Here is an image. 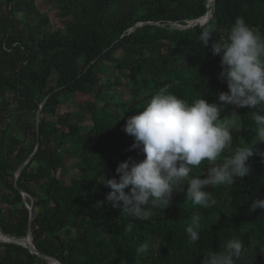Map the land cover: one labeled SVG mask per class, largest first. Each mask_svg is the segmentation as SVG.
I'll return each mask as SVG.
<instances>
[{
	"label": "trees",
	"instance_id": "16d2710c",
	"mask_svg": "<svg viewBox=\"0 0 264 264\" xmlns=\"http://www.w3.org/2000/svg\"><path fill=\"white\" fill-rule=\"evenodd\" d=\"M4 1L0 233L26 237L25 204L32 200L23 191L33 198L36 249L63 264H200L205 251L219 252L235 237L255 251L256 264H264V210L251 211L254 202L264 200V159L257 154L264 144L254 147L249 175L233 186L205 189L215 205L193 206L184 185L167 208L133 222L131 231L126 214L107 204L110 189L100 183L104 176L119 179V163L144 159L142 149L129 150L134 138L123 128L159 89L167 86L189 103L199 98L213 103L227 91L218 79L220 57L211 55L210 45L203 48L199 34L207 27L212 39L225 38L236 17H243L264 37V0H214L212 6L210 0H43L58 11V30L38 0ZM209 11L212 18L204 26L174 27L188 26ZM137 25L142 26L131 31ZM251 111L229 106L221 113L223 122L235 121L233 147L254 143ZM206 163L192 175H202ZM196 215L200 239L191 243L185 228ZM142 243L149 250L138 255ZM0 264L47 263L21 245L0 241Z\"/></svg>",
	"mask_w": 264,
	"mask_h": 264
},
{
	"label": "clouds",
	"instance_id": "9594fccd",
	"mask_svg": "<svg viewBox=\"0 0 264 264\" xmlns=\"http://www.w3.org/2000/svg\"><path fill=\"white\" fill-rule=\"evenodd\" d=\"M213 35V30L205 27L199 42L204 49L210 45L213 57H220L218 79L226 84L227 91L218 93L213 103L204 98L189 103L166 86L125 122L123 131L134 138L129 150L142 149L144 159L135 162L129 158L119 163L115 170L119 179L104 176L100 183L110 189L105 197L107 204L126 214L128 231L133 222L147 221L155 210L167 208L173 194L184 185L186 199L193 206L215 205L205 189L233 186L249 175L247 162L254 155V147L264 144V37L243 17H236L225 38L212 39ZM229 106L254 110V143L232 146L235 121L228 119L225 123L221 119ZM257 154L264 159V152ZM204 162L203 174L192 175L193 169ZM257 208L264 210V200L254 202L251 211ZM200 227V216H193L185 228L189 242L199 241ZM148 250L149 244L142 243L136 253L143 255ZM239 259L243 264H256V253L244 248L241 239L235 237L227 239L219 252L205 251L200 264H235Z\"/></svg>",
	"mask_w": 264,
	"mask_h": 264
},
{
	"label": "water",
	"instance_id": "95a60500",
	"mask_svg": "<svg viewBox=\"0 0 264 264\" xmlns=\"http://www.w3.org/2000/svg\"><path fill=\"white\" fill-rule=\"evenodd\" d=\"M214 0H210L209 1V6H212ZM212 18V11H209L207 13V15L198 20V21H192L189 22L188 26L185 27H181V26H174L178 29H191L194 28L197 25L200 26H204L206 25L209 20ZM142 25H137L135 28H133L131 31H134L136 28L140 27ZM39 121H40V110L37 113L36 116V127H37V131L39 128ZM38 149V148H36ZM34 155V154H33ZM33 155L20 167V169L16 172V177L19 176L20 172L22 171L23 167L26 165L27 162H29ZM17 187V184L15 185ZM21 195L25 198V197H29L32 200L31 205L25 204L26 208L29 210L30 212V220H29V224H28V229H27V235L24 239L22 240H17L15 238H10L8 236H5L3 234L0 233V241L3 243H12V244H16V245H21L24 248L28 249L30 251L31 254H35L36 256H38L40 259H42L45 263L47 264H51V263H57V264H63L62 262H60L59 260L52 258V257H48L46 255L41 254L35 247L34 242H33V236H32V224H33V198L31 196H28L25 192L21 191Z\"/></svg>",
	"mask_w": 264,
	"mask_h": 264
},
{
	"label": "rangeland",
	"instance_id": "374dc122",
	"mask_svg": "<svg viewBox=\"0 0 264 264\" xmlns=\"http://www.w3.org/2000/svg\"><path fill=\"white\" fill-rule=\"evenodd\" d=\"M0 4H5L4 0H0ZM38 5L44 9L48 15V17L51 19V23H52V28L54 30H58L62 28V25L60 23V20L58 18V11H56V9H49V7L46 6L45 3H43V0H38ZM126 94H124V96H122L121 99L123 100H127V95H128V91L126 90L125 92ZM117 100H120L119 98H117ZM70 106H64L63 111H69ZM27 197H25L26 199Z\"/></svg>",
	"mask_w": 264,
	"mask_h": 264
},
{
	"label": "bare ground",
	"instance_id": "6f19581e",
	"mask_svg": "<svg viewBox=\"0 0 264 264\" xmlns=\"http://www.w3.org/2000/svg\"><path fill=\"white\" fill-rule=\"evenodd\" d=\"M51 264H57V263H51Z\"/></svg>",
	"mask_w": 264,
	"mask_h": 264
}]
</instances>
